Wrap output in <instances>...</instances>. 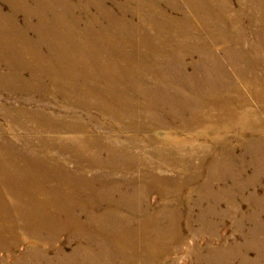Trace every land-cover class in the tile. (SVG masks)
<instances>
[{
    "label": "bare ground",
    "instance_id": "1",
    "mask_svg": "<svg viewBox=\"0 0 264 264\" xmlns=\"http://www.w3.org/2000/svg\"><path fill=\"white\" fill-rule=\"evenodd\" d=\"M1 1L10 13L0 7V87L43 98L48 111L15 110L16 118L27 116L19 123L8 108L6 137L0 125V264H157L185 244L182 227H191V209H200L204 222L203 203L224 193L215 183L229 179L243 192L230 157L211 159L212 171L202 157L193 167L162 147L166 136L153 133L178 135L179 121L181 134L206 140L221 122L255 116L235 109L237 78L259 84L264 113V76L255 73L264 69V0H238L234 16L230 0H111L115 10L106 0ZM76 110L96 114L100 128L72 121L80 118L70 114ZM142 137L162 164L184 163L195 172L159 173V164L141 154ZM262 146L257 141L251 148H257V174L264 172ZM193 183L198 186L189 189ZM195 193L199 199L187 204L183 196ZM152 194L162 204L153 207ZM251 218L261 230L259 215ZM19 224L30 250L14 259Z\"/></svg>",
    "mask_w": 264,
    "mask_h": 264
},
{
    "label": "rangeland",
    "instance_id": "2",
    "mask_svg": "<svg viewBox=\"0 0 264 264\" xmlns=\"http://www.w3.org/2000/svg\"><path fill=\"white\" fill-rule=\"evenodd\" d=\"M71 1L74 2L75 0ZM82 1L85 4L86 0ZM105 2L108 8L115 10L113 8V1L106 0ZM230 2L231 9L229 15L234 16L235 13L240 10L239 2L238 0H230ZM29 5L32 6L31 3ZM0 7L2 8L3 14L8 15L10 13L7 5L1 0ZM162 9L167 11L165 7ZM168 14L175 18L180 17L173 12H168ZM17 22L19 27L26 29V21L22 15L18 17ZM31 24H36V20L33 19ZM243 25L244 29L248 31V40L253 41L252 35L249 33L253 28L250 27L247 21L244 22ZM29 37L34 39L36 35L34 33H29ZM194 60L196 59H189L187 63H191ZM228 73L233 75H231V77H234V73L230 67H228ZM255 73L264 76V69L259 68L257 71L255 70ZM235 81L238 94L235 93L233 96L235 98H240L237 102L238 105L235 106L236 111L241 112L247 108L250 109L255 116L249 115L245 118L234 119L226 121L225 123L221 122L218 127L219 129L215 128L208 131L209 135H207L208 138H206V140L202 137L197 138L199 135L193 134L194 132L192 133V131H186L185 134H181L184 130H182V123L179 121L174 124L176 128L175 131H177L178 135H165L163 130H156L153 133V135L159 139L166 136L164 141L165 146L161 143V145H163L162 147L171 150L175 158L192 162L193 167L197 165L200 157L208 161L204 166L206 170H211V159L216 160L221 155L228 158L230 157L231 160L229 161H231L235 172L240 174L239 182L241 185L243 184L244 188L242 193L236 191L234 189L235 184L229 179L223 184L217 185L215 183V189L224 193H220V198L217 201L212 197L204 202L205 204L203 203L201 209L207 215L204 222L200 223L198 219L200 209H191L192 225L190 228L183 226L186 218L180 219L181 227L183 226L182 238L185 244L173 246L175 249L172 250L171 256L159 260L157 264H264V172L257 174L254 157L252 156L257 155V153H255L257 148H254L255 150L251 149L257 144V141L260 143L264 142L263 102L256 97L259 93L258 83L254 85L251 83L248 84L239 78ZM149 86L150 85H148L147 88ZM46 107H48V103L43 98L24 94L15 95L13 92L1 89L0 87V125L2 126V130H4L1 134L6 137L5 134L10 129L7 118L5 117L8 108L12 109V112L9 111V115L12 117L18 115V111H14L20 108L40 113L41 110L48 111ZM49 110L51 111L52 109L49 108ZM213 113V118L220 117V120H224V116H221L218 112ZM70 114L80 117L79 120H72L76 123H86L90 129L100 128L98 127L100 122L95 119L96 114L94 113L76 110L70 111ZM26 117L27 116L21 117L22 119L15 117V119L19 123L22 121L25 123L24 119H26ZM102 122L106 125L110 120L104 119ZM255 122L256 128L252 125V123ZM27 126L31 127V124ZM14 129V132H12L14 135H22V131L19 128L14 126ZM101 132L106 133V131ZM47 136L51 139H55L56 137L52 135ZM124 137H127V135H123L121 139H124ZM13 139L15 140L16 138L13 137ZM139 142L140 146L144 147V152L141 151V154L146 162L149 163L153 161L155 164H159L158 166L161 167L158 170L159 173H164L171 178H175L177 177L176 175L181 173L189 174L190 172H195L193 167L189 168L190 166L184 163L177 164L178 166L162 164L159 159L152 156L153 149L143 142V137ZM11 143L12 146L20 148L19 144L15 141H11ZM214 144L216 145L214 146ZM38 150L45 152L42 148H38ZM259 150L264 153V146L260 147ZM26 151L28 152V150ZM138 151L139 150H136V153H138ZM147 160H149V162ZM72 165L73 164L69 163L68 166L72 167ZM203 174L205 176V171H203ZM197 186L198 183H193V185L189 186V189H196ZM232 190L233 192L231 193ZM171 199L172 198H168L165 200L170 201ZM183 199L187 200L188 204L189 199L190 202L192 201L193 203L197 201L199 197L195 193L192 195H185ZM149 202L155 207L156 205L162 204L163 200L157 195L152 194L149 197ZM211 205L216 207V211L215 213L207 214V208ZM190 206L193 207V204ZM256 213L259 215L258 220L261 224V230H257L256 225H254L255 222L251 218V216ZM15 230L22 241L16 247L13 258H17V256L22 254L24 255L25 252L28 253L30 250V239L23 236L25 227L19 224ZM62 240L65 241L64 236H62ZM61 242L57 243L56 247L60 246ZM71 250L72 247H66L65 249L66 253H70ZM49 256L54 257V252H50Z\"/></svg>",
    "mask_w": 264,
    "mask_h": 264
}]
</instances>
